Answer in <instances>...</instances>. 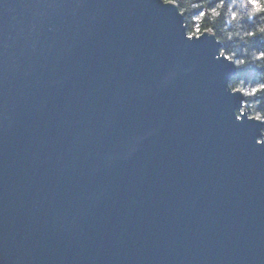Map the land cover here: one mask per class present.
Instances as JSON below:
<instances>
[{"label": "water", "instance_id": "obj_1", "mask_svg": "<svg viewBox=\"0 0 264 264\" xmlns=\"http://www.w3.org/2000/svg\"><path fill=\"white\" fill-rule=\"evenodd\" d=\"M235 75L172 1L0 0V264H264Z\"/></svg>", "mask_w": 264, "mask_h": 264}, {"label": "trees", "instance_id": "obj_2", "mask_svg": "<svg viewBox=\"0 0 264 264\" xmlns=\"http://www.w3.org/2000/svg\"><path fill=\"white\" fill-rule=\"evenodd\" d=\"M177 4L184 18L188 34H200L212 31L221 42L222 51L235 62L237 72L229 81L232 89H239L244 94V104L248 113L264 117V90L252 93L258 83H264V60H257L253 53L264 50V34L246 35L254 20H259L261 13L247 17L251 4L247 0H166ZM264 4V0H259ZM222 4V7L220 6ZM213 9H216L214 12ZM203 13V15H201ZM233 13H236L234 18ZM244 60L240 64L238 61ZM263 122L264 136V118Z\"/></svg>", "mask_w": 264, "mask_h": 264}, {"label": "clouds", "instance_id": "obj_3", "mask_svg": "<svg viewBox=\"0 0 264 264\" xmlns=\"http://www.w3.org/2000/svg\"><path fill=\"white\" fill-rule=\"evenodd\" d=\"M234 2L235 3H239V0H234ZM247 2L249 4H251L250 0H247ZM220 6L222 7V4ZM213 11L215 12L216 9H213ZM258 13L264 14V8H261V9L257 10L251 4L250 10L245 14V16H246V18L247 17H255ZM236 15H237L236 13H233L234 18L236 17ZM257 32L260 33V34H264V15H261L259 20H254L252 22V24L250 25V31H248L246 33V35H255ZM253 56L257 60H264V50L259 51V52H254ZM238 63L243 64V63H245V61L244 60H240V61H238ZM261 90H264V83L256 84L252 88V93L254 94L255 92L261 91ZM255 118L259 120V119H262L264 117H262L261 115L257 114Z\"/></svg>", "mask_w": 264, "mask_h": 264}, {"label": "snow or ice", "instance_id": "obj_4", "mask_svg": "<svg viewBox=\"0 0 264 264\" xmlns=\"http://www.w3.org/2000/svg\"><path fill=\"white\" fill-rule=\"evenodd\" d=\"M250 3L253 5V7L257 10L264 8V4H261L259 0H250ZM203 15V13H201Z\"/></svg>", "mask_w": 264, "mask_h": 264}, {"label": "bare ground", "instance_id": "obj_5", "mask_svg": "<svg viewBox=\"0 0 264 264\" xmlns=\"http://www.w3.org/2000/svg\"><path fill=\"white\" fill-rule=\"evenodd\" d=\"M166 1V0H165ZM173 2V1H172ZM175 3V2H174ZM176 4V3H175ZM177 5V4H176ZM177 8H178V6H177ZM183 16V15H182ZM184 19V18H183ZM188 33V32H187ZM189 36H191L190 34H188ZM233 60V59H232ZM234 64H235V62H234ZM236 66V65H235ZM236 72H237V68H236ZM246 108V107H245ZM247 110V109H246ZM250 115V114H249ZM252 116V115H251ZM255 117V116H254ZM263 132V131H262Z\"/></svg>", "mask_w": 264, "mask_h": 264}, {"label": "rangeland", "instance_id": "obj_6", "mask_svg": "<svg viewBox=\"0 0 264 264\" xmlns=\"http://www.w3.org/2000/svg\"><path fill=\"white\" fill-rule=\"evenodd\" d=\"M179 9V8H178ZM180 11V10H179ZM202 33V32H201ZM200 33V34H201ZM200 34H194V35H200ZM191 36L193 35V34H190ZM231 59V58H230ZM234 77V76H233ZM230 86V85H229ZM233 90H235V89H233ZM243 93V92H242ZM260 141V140H259Z\"/></svg>", "mask_w": 264, "mask_h": 264}]
</instances>
